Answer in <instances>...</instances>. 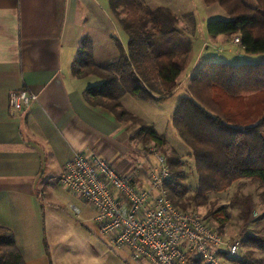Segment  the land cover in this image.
<instances>
[{
  "label": "trees",
  "instance_id": "16d2710c",
  "mask_svg": "<svg viewBox=\"0 0 264 264\" xmlns=\"http://www.w3.org/2000/svg\"><path fill=\"white\" fill-rule=\"evenodd\" d=\"M254 1L251 6L245 0H203L228 16L208 23L209 38L239 37L247 54L264 53V0ZM109 7L128 36L127 48L115 37L118 56L103 66L94 60L93 45L85 42L73 74L79 79H99L85 92V100L92 107L109 110L124 124H138L134 139L143 151L151 144L164 149L166 138L127 111L123 98L160 102L172 97L191 56L192 39L179 28L182 20L168 8H151L145 0H109ZM171 122L190 151L198 180L190 194L186 164L172 150L166 157L171 172L166 191L175 206L183 211L206 206L210 194L226 192L243 180L258 186L264 206V64L204 65L192 76ZM212 216L223 235L230 215L222 208ZM244 244L250 249L247 256L231 263L249 264L256 252L264 255V236H246ZM0 264H25L14 233L4 228H0ZM188 264L204 262L190 257Z\"/></svg>",
  "mask_w": 264,
  "mask_h": 264
},
{
  "label": "crops",
  "instance_id": "0c3cea01",
  "mask_svg": "<svg viewBox=\"0 0 264 264\" xmlns=\"http://www.w3.org/2000/svg\"><path fill=\"white\" fill-rule=\"evenodd\" d=\"M120 29L109 0H0V228L14 233L25 264H54L43 204L55 201V187L77 154H95L121 174L137 169L143 186L154 166L146 156L148 165L139 163L134 139L139 130L85 100L99 79L73 74L85 42L93 45L97 64L114 62ZM21 90L38 101L15 113L10 96ZM75 208L83 223H95L94 211L83 218V210ZM103 237V249L121 263L149 264L133 260L128 249H114Z\"/></svg>",
  "mask_w": 264,
  "mask_h": 264
},
{
  "label": "rangeland",
  "instance_id": "374dc122",
  "mask_svg": "<svg viewBox=\"0 0 264 264\" xmlns=\"http://www.w3.org/2000/svg\"><path fill=\"white\" fill-rule=\"evenodd\" d=\"M151 8L165 7L178 16L182 22L179 28L192 39L193 47L187 66L183 71L177 90L173 96L160 102H146L131 96L123 98L126 110L138 117L146 125L154 129L167 140L164 149L149 145L142 150L137 157L140 165L149 161L157 164L156 157L150 155L155 148L162 156L167 157L172 150L179 152L189 175L187 186L192 194L197 188V175L194 171V162L190 157L189 149L179 138L174 129L171 117L176 109L179 99L186 96L191 83L192 76L204 65L209 63L242 65V64H264V53L247 54L244 49L235 44V38H224L221 42H215L208 35V23L212 20H227V14L217 5L208 7L203 0H145ZM246 1V0H245ZM252 3L253 0H247ZM248 2V3H249ZM118 39L124 46H128V36L120 29ZM207 43V45L205 44ZM135 130H139L138 124L129 123ZM146 156V157H145ZM55 201L45 202L44 217L46 225L47 242L49 252L54 264H123L109 249H103L100 240H105L99 232L96 223L86 224L78 219L73 212V207L83 210L84 217H90L88 212L94 211L81 198L63 188L60 183L55 187ZM210 202L203 207H193L187 211L198 213L205 222L215 231H219L216 218L209 217L210 213H216L224 208L230 215V221L222 232V236L234 239L238 236H264V206L259 199L258 186L251 180H243L226 192L210 194ZM95 212V211H94ZM97 236L94 238L90 233ZM58 244V246H56ZM95 246V248L93 247ZM250 249L243 245L239 255L233 260L245 258ZM249 264H264V255L256 252L250 258ZM240 264V263H230Z\"/></svg>",
  "mask_w": 264,
  "mask_h": 264
},
{
  "label": "built area",
  "instance_id": "2783aa9c",
  "mask_svg": "<svg viewBox=\"0 0 264 264\" xmlns=\"http://www.w3.org/2000/svg\"><path fill=\"white\" fill-rule=\"evenodd\" d=\"M234 42L241 45L239 37ZM37 101L26 90L10 96L15 113ZM150 155L157 164L150 167L145 186L137 169L121 174L105 159L82 153L66 166L60 185L94 209V222L111 246L128 249L135 261L188 264L190 257H196L204 264H230L245 236H222L198 213L175 206L166 191L171 178L167 159L155 148ZM73 211L81 214L75 207Z\"/></svg>",
  "mask_w": 264,
  "mask_h": 264
}]
</instances>
